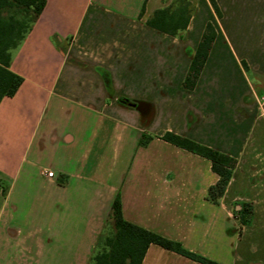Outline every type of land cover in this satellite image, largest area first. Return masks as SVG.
<instances>
[{
    "label": "crops",
    "instance_id": "obj_1",
    "mask_svg": "<svg viewBox=\"0 0 264 264\" xmlns=\"http://www.w3.org/2000/svg\"><path fill=\"white\" fill-rule=\"evenodd\" d=\"M175 1L47 0L14 52L24 81L0 102V264H89L118 195L126 220L187 250L264 264V0H216L221 16L187 0L182 36L147 24ZM209 22L217 37L189 89ZM167 132L237 159L219 203L211 160ZM243 203L254 214L240 233ZM142 264L204 263L153 243Z\"/></svg>",
    "mask_w": 264,
    "mask_h": 264
},
{
    "label": "trees",
    "instance_id": "obj_2",
    "mask_svg": "<svg viewBox=\"0 0 264 264\" xmlns=\"http://www.w3.org/2000/svg\"><path fill=\"white\" fill-rule=\"evenodd\" d=\"M218 16L221 10L216 0H210ZM47 0H0V102L6 96H13L23 83L24 78L11 70L14 52L25 40L43 12ZM194 5L187 0H176L171 6L156 10L147 24L163 32L182 36L187 28ZM217 30L212 22L206 25L196 53L184 80L185 87L193 89L207 61ZM53 41L59 45L62 38L56 34ZM244 67L248 68L246 62ZM152 136L143 134L140 144L145 145ZM163 138L189 151L198 153L211 160L212 169L218 180L209 188L208 198L219 203L225 194L237 166V159L207 145L187 137L167 132ZM242 228L252 222L254 207L243 203L235 210ZM158 244L190 259L204 264H220L214 260L185 249L182 244L126 220L122 212L121 198L113 202L105 228L101 233L89 264H142L151 244Z\"/></svg>",
    "mask_w": 264,
    "mask_h": 264
},
{
    "label": "built area",
    "instance_id": "obj_3",
    "mask_svg": "<svg viewBox=\"0 0 264 264\" xmlns=\"http://www.w3.org/2000/svg\"><path fill=\"white\" fill-rule=\"evenodd\" d=\"M47 175L50 176V177H54L56 174H55L54 171H48Z\"/></svg>",
    "mask_w": 264,
    "mask_h": 264
},
{
    "label": "rangeland",
    "instance_id": "obj_4",
    "mask_svg": "<svg viewBox=\"0 0 264 264\" xmlns=\"http://www.w3.org/2000/svg\"><path fill=\"white\" fill-rule=\"evenodd\" d=\"M246 69H248V68H246ZM250 76H252V74H249ZM236 207V205L235 204H233L232 205V209H234ZM252 221H253V219H252ZM240 222V221H239ZM242 230H243V228H242Z\"/></svg>",
    "mask_w": 264,
    "mask_h": 264
}]
</instances>
